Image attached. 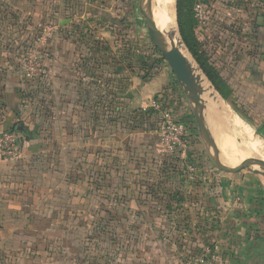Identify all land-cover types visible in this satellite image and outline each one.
I'll use <instances>...</instances> for the list:
<instances>
[{"label":"crops","instance_id":"0c3cea01","mask_svg":"<svg viewBox=\"0 0 264 264\" xmlns=\"http://www.w3.org/2000/svg\"><path fill=\"white\" fill-rule=\"evenodd\" d=\"M250 10L245 46L202 30L220 47L213 66L231 106L264 147V10ZM34 50L49 73L28 80ZM193 115L139 0H0V133L34 137L19 160L0 157V264H188L205 250L212 264H264L263 184L209 164ZM167 117L186 127L177 162L160 151Z\"/></svg>","mask_w":264,"mask_h":264},{"label":"rangeland","instance_id":"374dc122","mask_svg":"<svg viewBox=\"0 0 264 264\" xmlns=\"http://www.w3.org/2000/svg\"><path fill=\"white\" fill-rule=\"evenodd\" d=\"M183 1L185 2L184 3L185 6H187V4H189V3H193V6H191V9H187L184 7V11L182 14V21H183L184 29L187 32H189V30L194 32L196 41H198V43L200 45V53L205 56V58L208 60V63L212 66L213 69H216V67L213 66V64H215V62H216V60H215V57L217 56L216 50L220 47H217L216 41L215 40L211 41L212 40L211 37H207L205 34L206 33L205 30H202L203 27H200V23L197 21L198 18L196 17L195 11H194L196 5L201 4L203 6L204 14H206V17L209 14V16L212 15L214 18H217L221 12H225V14H226L227 11L228 12L229 11L230 12H232V11L237 12L238 11L237 14L239 16L236 19H232V22H231V19H230L231 16H230L229 22H231V23L228 22V24L222 25L220 23L221 25H217V24L215 25L212 23V22L215 23V20L213 17H212V21L210 22L211 26L215 25L214 28L210 27L211 30L213 31L211 34H213V36H217L218 38H220L221 41L223 40L224 46H225V48L227 47V49L232 48L234 46H238L237 44H240L239 46H241V45L245 46V44L247 43L246 38L248 37L247 36L248 30L251 31L252 26H253V25H250L251 23H253V19L248 17L247 9H249V8L251 9L253 7H256L257 9H259V11L264 10L263 9V7H264L263 3L257 5V3L255 1L253 2V0H215V1H213V0H183ZM226 6L228 7V10H227ZM222 8H225L226 11L223 10ZM175 18H176V23H177L178 34L181 38L179 27H178L177 0H176V4H175ZM192 21H194V22H192ZM144 22H145V20H144ZM216 22H219V21H216ZM145 25H146V22H145ZM181 40H182V38H181ZM227 53H228V51L225 52L226 55H227ZM196 64H197V62H196ZM197 66L200 68V66L198 64H197ZM201 71L203 72L202 69H201ZM226 85L227 84L223 83V87L225 86V88H226ZM226 105H227V110H229L230 113L233 115V116L230 115L231 116L230 119L233 120V122H235L236 126L238 127V130L241 131L242 133H245V135L250 140V142L252 144H254L256 146V148H258L259 151H261V153H258L257 155L256 154L249 155L245 152H237L236 156L239 157L238 159H240V161H241L242 158L245 160H247L249 158H254V157H263L264 158V152H263L264 147L262 145H260L259 143L255 142L254 140H251V138L248 136V135L252 136V132H251L252 125L250 124L249 120H246L245 116L242 115L240 110L235 105H233L234 108L231 106V100L230 99L227 100ZM206 107H207V105L205 103V105H203L204 111H206L205 110ZM237 116L242 121L239 120L238 118H236ZM192 120H193L192 125H193V129H194V134H195L194 140H196V142H198V145L201 146L200 148H202L203 154L206 155V152H205L204 146L202 144V140L200 138V134L198 131V127H197L194 115H193ZM205 121H206V119H205ZM206 124H207V122H206ZM207 127H208V125H207ZM252 131L254 132V135L259 136V137L261 136V134H259L258 131H255L253 129H252ZM214 132L219 137L222 138V136H223V138H224V133L219 128L214 129ZM225 132H227V134H228L227 138L229 139V143H231L232 145H234L236 143L239 144V142H238L239 139L237 138V135H236L237 130H236L235 126H233L232 128L228 127V130H225ZM210 134H211V132H210ZM212 141H215V140L212 139ZM214 146H215V148H218V147H216L217 145L215 143H214ZM232 161L239 165L238 162H235L234 160H232ZM209 164H211V163H209ZM226 166L231 167L229 165H226ZM258 168H257V166H253V167H251L250 170L242 171L241 173H239L238 176L234 175L233 177L238 178L239 180H242V178L248 179V178L253 177L257 181L259 180L263 184L262 187L264 188V180L260 177L261 175L258 174L259 173ZM221 174H225V173L221 172ZM225 175H227V174H225ZM44 223L45 222L42 221L40 226L42 225V227H43ZM65 234H66V232H65ZM45 235H49L51 237V239L54 240L53 245L50 246L47 253L51 252V253L55 254L54 252L56 251V248H59V244L57 246L55 245V241L58 242V238L56 240V229H50V230L46 231ZM81 235L82 234L80 233V236ZM39 236H41L40 233H39ZM24 240H30V238L29 239L27 238ZM65 246L68 247L64 242V247ZM64 252H66V251H64ZM26 264H35V262L34 263L30 262V263H26ZM45 264H50V262H47Z\"/></svg>","mask_w":264,"mask_h":264},{"label":"water","instance_id":"95a60500","mask_svg":"<svg viewBox=\"0 0 264 264\" xmlns=\"http://www.w3.org/2000/svg\"><path fill=\"white\" fill-rule=\"evenodd\" d=\"M139 3L141 14L146 22V27L151 43L161 54L163 59L167 62L178 84L181 86L184 93L193 104V113L200 138L202 140L206 156L212 166L225 174H237L245 170H250L253 166H257L259 167V174L263 176L264 160L261 159L249 158L235 167H228L222 163L219 155L215 150V146L203 114V93L206 90L205 86H203V81L204 78L208 80L207 76L204 74V72L201 71V69L197 66L195 60L191 56L198 68V72L192 68L191 63L179 42L175 44L173 39L169 38L168 43L160 39L159 28L155 22L154 17V0H139ZM181 42L186 51L189 53L182 40ZM209 83L216 92L221 107L226 111L227 105L225 99L221 96L220 93L217 92L210 81ZM16 131L18 133H26V130L20 126L16 128Z\"/></svg>","mask_w":264,"mask_h":264},{"label":"bare ground","instance_id":"6f19581e","mask_svg":"<svg viewBox=\"0 0 264 264\" xmlns=\"http://www.w3.org/2000/svg\"><path fill=\"white\" fill-rule=\"evenodd\" d=\"M175 4H176V0H154V17H155V22L159 28L160 39L164 42H168V39L170 38L173 39L175 44L179 42V44H181L182 48L184 49L185 54L189 59L192 68L198 72V68L194 60L182 45L180 36L178 34L177 23L175 18ZM203 82H204L203 86H205L206 89L205 92L203 93V105H205V103L207 105V107L205 108L206 111H204L203 108V114H204V118L206 119L208 128L211 132V138L215 140L213 141V143H215L217 145L216 147H218L219 149L218 150L217 148H215L222 163L225 166L229 165L231 167H235L238 166V164L234 163L232 160L238 162L239 164L240 162H243L245 160L242 158V160L240 161V159H238L239 157L236 156L237 152H245L249 155H254V154L257 155L258 153H261V151H259L258 148H256V146L250 142V140L247 138L245 133H242L241 131L238 130V127L236 126L235 122H233V120L230 119L231 114L229 113V111L228 110L225 111V109L221 107L217 94L212 88L209 81L204 78ZM233 126L236 127L237 130L236 135L237 138L239 139L238 141L239 144L236 143L237 145L236 144L232 145L231 143H229V139L227 138L228 134L227 132H225V130H228V127L232 128ZM216 128H219L224 133V138L223 136L222 138L219 137L214 132V129ZM254 158L264 160L263 157H254ZM263 176L261 175L260 177L264 180Z\"/></svg>","mask_w":264,"mask_h":264},{"label":"built area","instance_id":"2783aa9c","mask_svg":"<svg viewBox=\"0 0 264 264\" xmlns=\"http://www.w3.org/2000/svg\"><path fill=\"white\" fill-rule=\"evenodd\" d=\"M195 15L201 19L204 15L203 6L196 5ZM52 30V28L50 29ZM49 29L41 32L37 36V43L45 41ZM26 78L28 80H37L47 77L49 70L42 59V56L37 50H34L26 59L25 64ZM160 151L165 159L182 158L186 149V127L179 120L172 117H167L159 123ZM26 139L16 131H5L0 133V157L6 161L12 162L19 160L22 156V151L26 143ZM188 264H212L208 258V252L205 250L200 255L191 258Z\"/></svg>","mask_w":264,"mask_h":264},{"label":"trees","instance_id":"16d2710c","mask_svg":"<svg viewBox=\"0 0 264 264\" xmlns=\"http://www.w3.org/2000/svg\"><path fill=\"white\" fill-rule=\"evenodd\" d=\"M213 1H215V0H213ZM259 1H263V0H259ZM184 3L185 2L183 0H177L178 27H179L181 38H182L185 46L187 47L188 51L192 55L193 59L197 62V64L203 70L204 74L207 76L208 80L215 87L217 92L220 93L221 96L225 100H228L229 95L227 93L225 86L223 87V82L221 81L219 75L217 74L216 70L213 69L212 66L208 63V60L205 58V56L200 53V45H199L198 41H196L194 32H192L190 30H189V32H187L184 29V25H183V21H182V14L184 11V7L187 9H191V6H193V3H189V4H187V6H185ZM6 6L7 5H5V4L3 5V13H6V8H7ZM247 11H248L247 14H248L249 18H252L254 15L257 18L258 15H256V13H254V10L247 9ZM233 12H231V13H233ZM205 17H206V14H204L201 19L197 20L200 23V27L210 25V22H207V23L205 22V19H206ZM192 22H194V21H192ZM214 26L210 25L209 27L214 28ZM229 94H231L230 91H229ZM10 131H16V129H12ZM20 134L27 141H32L34 139L32 132L26 131L25 134H23L21 132H20ZM168 160L173 161V162L179 161L178 158H170ZM262 190H263L262 194H263V200H264V189H262Z\"/></svg>","mask_w":264,"mask_h":264}]
</instances>
